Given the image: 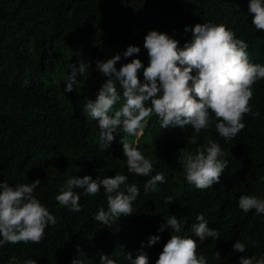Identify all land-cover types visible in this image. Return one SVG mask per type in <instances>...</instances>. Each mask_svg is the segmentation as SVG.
I'll list each match as a JSON object with an SVG mask.
<instances>
[{"label":"trees","instance_id":"1","mask_svg":"<svg viewBox=\"0 0 264 264\" xmlns=\"http://www.w3.org/2000/svg\"><path fill=\"white\" fill-rule=\"evenodd\" d=\"M250 0H0V182L12 186L31 183L37 178V198L57 218L49 225L39 244H6L0 247V264H9L15 256L21 264L29 258L37 264H72L79 259V246L86 254L85 264H100L107 255L116 264H130L146 253L149 264H156L164 245L177 234L160 232L170 215L181 223L178 235L197 240L198 253L209 257V264H239L241 256H264V214L255 210L244 213L238 207L242 195L264 199V80L253 86L250 105L259 116L245 115L246 127L226 141L213 126L203 130L191 143L193 129H162L153 113L145 123L143 135L130 142L150 158L154 169L150 176L129 173L117 130L116 139L107 151L99 145L98 122L84 111L86 99L95 101L104 77L96 69L97 60L116 54L122 60L116 65L140 59L148 66L144 38L149 31L167 33L179 41V47L192 39L186 26L202 23L224 24L237 39L248 44L250 62L264 65V30L252 24ZM141 49L138 55L124 59L128 46ZM90 63V74L65 92L70 65ZM143 82V69L139 72ZM121 101L115 106L119 109ZM146 106H151L147 102ZM209 140L218 142L228 166L220 183L199 190L189 185L180 164L181 149L195 154ZM161 172L166 182L157 191L145 194L146 182ZM128 176L140 195L133 202V214L104 225L94 214L108 207L100 190L95 196H81L82 211L62 207L55 199L68 178L91 176L114 178ZM80 193L83 189H77ZM174 197L165 204L166 197ZM203 214L209 228L218 230L219 240L199 239L191 231L196 217ZM160 236L153 246L149 238ZM256 241L255 246L248 238ZM2 239V237H0ZM247 245L244 253H234L237 241ZM143 246V247H142ZM221 254L214 261L215 252Z\"/></svg>","mask_w":264,"mask_h":264},{"label":"clouds","instance_id":"2","mask_svg":"<svg viewBox=\"0 0 264 264\" xmlns=\"http://www.w3.org/2000/svg\"><path fill=\"white\" fill-rule=\"evenodd\" d=\"M249 11L252 14V24L256 30H264V0H250ZM185 33L191 32L192 39L179 47V41L156 30L149 31L144 38V49L147 50L149 61L145 68L140 59L122 64L119 70L116 65L122 60L116 54L106 60H97L96 69L106 77L97 93L95 101L86 99L84 111L92 120L98 122L99 145L102 151H107L116 139L117 130L123 153L126 157L129 173L148 177L154 169L150 158H146L130 142V137L143 135L146 121L153 113L158 118L162 129L187 128L193 129L189 138L191 143L203 130L213 126L226 141L234 139L245 127V115L259 116L254 112L250 101L254 96L253 86L258 80H264V65L250 62L247 52L248 44L243 39H237L235 33L224 24L202 23L186 26ZM141 49L128 46L123 53L127 59L138 55ZM70 74L66 81L65 92L71 93L74 85L78 86L83 77L90 74V63L81 61L79 66L71 64ZM143 69V82L139 72ZM119 109L115 106L121 101ZM150 102L151 106H146ZM180 164L184 178L196 189L205 190L220 183L221 176L228 166V161L222 159L225 155L220 144L209 140L199 147L195 154L181 149ZM128 176L117 173L114 178L98 176H78L68 178L60 187L55 197L62 207L80 212L81 196H95L103 189L108 207H101L94 219L104 225L114 223L122 216L133 214L132 204L140 195L135 183L128 184ZM165 175L157 172L145 186V194L157 191L158 183H165ZM41 185L37 178L31 183H20L12 186L7 180L0 182V247L6 244H39L45 237L46 228L57 224V218L37 198L35 189ZM83 189V192L74 191ZM174 197L169 196L165 204L173 203ZM238 207L244 213L255 210L256 214H264V199L255 195H242ZM197 223L191 226V231L199 239L205 241L213 238L219 240V231L209 228V223L203 214L197 217ZM172 230L171 238L164 245L156 264H209V257L198 253L197 240L178 235L181 223L175 215H170L166 224L159 228L160 232ZM160 236L149 238L148 246L155 245ZM248 243L255 246L256 241L248 238ZM143 247V246H142ZM245 242L237 240L233 245L234 253H244ZM80 258H73L72 264H85L86 254L77 246ZM214 261L221 259L216 251ZM130 264H149L146 253L141 252L133 259L129 253ZM9 264H21L13 256ZM23 264H37L29 258ZM100 264H116L113 258L100 255ZM239 264H264V256H241Z\"/></svg>","mask_w":264,"mask_h":264}]
</instances>
